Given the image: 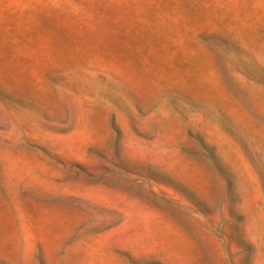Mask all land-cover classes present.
Wrapping results in <instances>:
<instances>
[{
  "label": "rangeland",
  "instance_id": "1",
  "mask_svg": "<svg viewBox=\"0 0 264 264\" xmlns=\"http://www.w3.org/2000/svg\"><path fill=\"white\" fill-rule=\"evenodd\" d=\"M0 264H264V0H0Z\"/></svg>",
  "mask_w": 264,
  "mask_h": 264
}]
</instances>
